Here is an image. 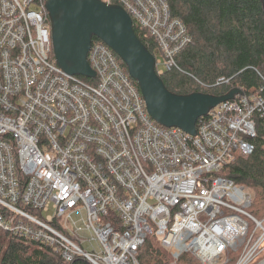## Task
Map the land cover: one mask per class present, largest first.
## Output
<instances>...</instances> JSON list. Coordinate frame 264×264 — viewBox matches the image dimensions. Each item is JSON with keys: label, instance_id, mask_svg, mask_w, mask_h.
Listing matches in <instances>:
<instances>
[{"label": "built area", "instance_id": "2783aa9c", "mask_svg": "<svg viewBox=\"0 0 264 264\" xmlns=\"http://www.w3.org/2000/svg\"><path fill=\"white\" fill-rule=\"evenodd\" d=\"M47 1L0 0V230L68 262L141 264L155 236L172 264L188 253L201 264H264L252 193L219 175L254 152L264 85L219 104L196 136L161 126L103 41L88 54L96 84L58 66ZM100 1L149 31L160 76L182 71L177 55L193 39L166 0Z\"/></svg>", "mask_w": 264, "mask_h": 264}, {"label": "trees", "instance_id": "16d2710c", "mask_svg": "<svg viewBox=\"0 0 264 264\" xmlns=\"http://www.w3.org/2000/svg\"><path fill=\"white\" fill-rule=\"evenodd\" d=\"M172 16L181 19L193 43L177 55L182 71L161 76L175 94L202 92L223 96L233 89L248 92L264 85V6L260 0H166ZM50 23V19L48 20ZM139 39L154 55L156 40L135 24ZM100 41L93 39V43ZM53 55V54H52ZM53 58L54 55H53ZM128 73L125 64L121 61ZM81 77V76H80ZM229 83L217 84L220 78ZM96 84L97 81L81 77ZM255 149L250 156L238 154L219 175L245 186L253 195L251 212L264 217V121L259 120ZM141 264H172L169 253L157 237H149L139 250ZM0 264H90L82 257L66 261L50 246L0 230ZM177 264H201L184 254Z\"/></svg>", "mask_w": 264, "mask_h": 264}, {"label": "water", "instance_id": "95a60500", "mask_svg": "<svg viewBox=\"0 0 264 264\" xmlns=\"http://www.w3.org/2000/svg\"><path fill=\"white\" fill-rule=\"evenodd\" d=\"M264 6V0H260ZM52 46L58 66L67 74L96 79L88 54L96 37L125 64L137 83L150 116L161 126L197 135V124L219 104L243 94L233 89L223 96L202 92H171L156 70V57L136 34L133 19L119 5L100 0H48Z\"/></svg>", "mask_w": 264, "mask_h": 264}, {"label": "rangeland", "instance_id": "374dc122", "mask_svg": "<svg viewBox=\"0 0 264 264\" xmlns=\"http://www.w3.org/2000/svg\"><path fill=\"white\" fill-rule=\"evenodd\" d=\"M93 80V79H92ZM94 81H96V80H94ZM92 84V83H91ZM51 213H53L54 211L51 209V211H50Z\"/></svg>", "mask_w": 264, "mask_h": 264}]
</instances>
